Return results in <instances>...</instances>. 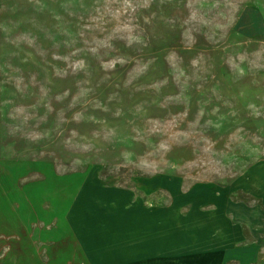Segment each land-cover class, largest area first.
<instances>
[{
	"label": "rangeland",
	"instance_id": "obj_1",
	"mask_svg": "<svg viewBox=\"0 0 264 264\" xmlns=\"http://www.w3.org/2000/svg\"><path fill=\"white\" fill-rule=\"evenodd\" d=\"M0 264H264V0H0Z\"/></svg>",
	"mask_w": 264,
	"mask_h": 264
}]
</instances>
